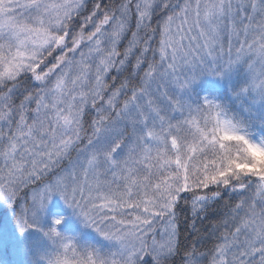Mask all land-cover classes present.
Masks as SVG:
<instances>
[{"label":"snow or ice","instance_id":"snow-or-ice-1","mask_svg":"<svg viewBox=\"0 0 264 264\" xmlns=\"http://www.w3.org/2000/svg\"><path fill=\"white\" fill-rule=\"evenodd\" d=\"M0 264H264V0H0Z\"/></svg>","mask_w":264,"mask_h":264},{"label":"rangeland","instance_id":"rangeland-1","mask_svg":"<svg viewBox=\"0 0 264 264\" xmlns=\"http://www.w3.org/2000/svg\"><path fill=\"white\" fill-rule=\"evenodd\" d=\"M10 259H12V257L8 253L0 251V260L8 261Z\"/></svg>","mask_w":264,"mask_h":264}]
</instances>
